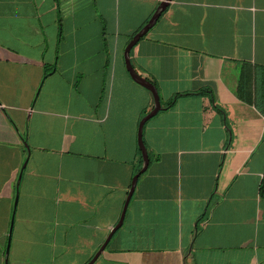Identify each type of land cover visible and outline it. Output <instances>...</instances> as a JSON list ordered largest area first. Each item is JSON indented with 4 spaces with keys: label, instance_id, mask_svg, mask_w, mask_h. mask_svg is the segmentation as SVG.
Returning <instances> with one entry per match:
<instances>
[{
    "label": "crops",
    "instance_id": "0c3cea01",
    "mask_svg": "<svg viewBox=\"0 0 264 264\" xmlns=\"http://www.w3.org/2000/svg\"><path fill=\"white\" fill-rule=\"evenodd\" d=\"M161 1L0 0V264H87L118 222ZM131 60L162 108L92 264H264V0H173Z\"/></svg>",
    "mask_w": 264,
    "mask_h": 264
},
{
    "label": "water",
    "instance_id": "95a60500",
    "mask_svg": "<svg viewBox=\"0 0 264 264\" xmlns=\"http://www.w3.org/2000/svg\"><path fill=\"white\" fill-rule=\"evenodd\" d=\"M173 0H162L160 2V4L158 5L157 9L155 10V12L152 14L151 18L148 20V22L138 31L134 34V36L130 39V41L128 42L126 48H125V61H126V67L130 73V75L132 76V78L142 84L143 86H145L146 88H148L154 97V106L153 108L141 119L140 124H139V131H138V143H139V147L142 153V157H143V166L140 169V171L135 174L133 180H132V184H131V188L129 190V194L127 196L126 202L124 204L121 216L118 220V222L116 223V225L111 229V232L109 233V235L107 236L106 240L104 241V243L101 245V247L99 248V250L95 253V255L93 256V258L87 263V264H92L104 251L106 245L108 244L109 240L111 239L112 235L114 234V232L121 227V225L123 224L124 221V217L126 214V210L128 207V204L130 202V199L133 195V192L135 190L136 187V183L138 181L139 176L141 175V173H143L144 171H146V169L148 168L149 162H150V158H149V153L147 150V147L145 145L144 139H143V128L145 123L154 115H156L158 113V111L162 108V104H161V97H160V93L159 90L156 86V84L154 82H152L151 80H149L148 78L142 76L134 67L132 60H131V50L134 47V45L156 24V22L158 21V19L160 18V16L162 15V13L168 8V6L170 5V3ZM8 255V250H7V254Z\"/></svg>",
    "mask_w": 264,
    "mask_h": 264
},
{
    "label": "trees",
    "instance_id": "16d2710c",
    "mask_svg": "<svg viewBox=\"0 0 264 264\" xmlns=\"http://www.w3.org/2000/svg\"><path fill=\"white\" fill-rule=\"evenodd\" d=\"M142 161V160H141ZM263 193H264V186H263Z\"/></svg>",
    "mask_w": 264,
    "mask_h": 264
}]
</instances>
